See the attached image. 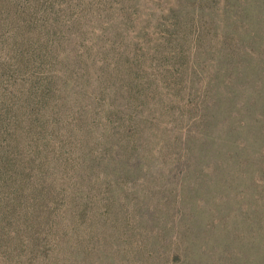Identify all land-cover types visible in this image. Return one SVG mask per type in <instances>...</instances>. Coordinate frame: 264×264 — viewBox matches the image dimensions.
<instances>
[{
  "label": "rangeland",
  "instance_id": "obj_1",
  "mask_svg": "<svg viewBox=\"0 0 264 264\" xmlns=\"http://www.w3.org/2000/svg\"><path fill=\"white\" fill-rule=\"evenodd\" d=\"M0 264H264V0H0Z\"/></svg>",
  "mask_w": 264,
  "mask_h": 264
},
{
  "label": "trees",
  "instance_id": "obj_2",
  "mask_svg": "<svg viewBox=\"0 0 264 264\" xmlns=\"http://www.w3.org/2000/svg\"><path fill=\"white\" fill-rule=\"evenodd\" d=\"M175 251H176L177 253H179V254H182V252H183V250L180 249V247L175 248Z\"/></svg>",
  "mask_w": 264,
  "mask_h": 264
}]
</instances>
